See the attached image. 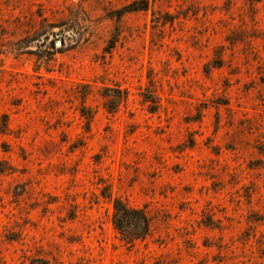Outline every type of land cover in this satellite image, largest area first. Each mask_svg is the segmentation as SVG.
<instances>
[{
	"label": "rangeland",
	"instance_id": "obj_1",
	"mask_svg": "<svg viewBox=\"0 0 264 264\" xmlns=\"http://www.w3.org/2000/svg\"><path fill=\"white\" fill-rule=\"evenodd\" d=\"M0 264H264V0H0Z\"/></svg>",
	"mask_w": 264,
	"mask_h": 264
},
{
	"label": "trees",
	"instance_id": "obj_2",
	"mask_svg": "<svg viewBox=\"0 0 264 264\" xmlns=\"http://www.w3.org/2000/svg\"><path fill=\"white\" fill-rule=\"evenodd\" d=\"M139 9L141 8L130 11ZM60 42L63 43V40ZM113 207V225L126 243L133 244L136 240L145 238L150 230V222L143 210L132 209L119 199H114Z\"/></svg>",
	"mask_w": 264,
	"mask_h": 264
},
{
	"label": "water",
	"instance_id": "obj_3",
	"mask_svg": "<svg viewBox=\"0 0 264 264\" xmlns=\"http://www.w3.org/2000/svg\"><path fill=\"white\" fill-rule=\"evenodd\" d=\"M62 43L60 41L57 42V45H61Z\"/></svg>",
	"mask_w": 264,
	"mask_h": 264
}]
</instances>
